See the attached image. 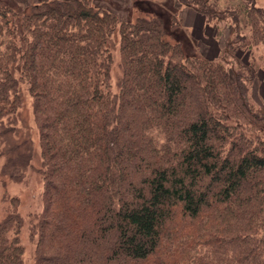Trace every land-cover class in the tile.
<instances>
[{
    "label": "trees",
    "instance_id": "obj_1",
    "mask_svg": "<svg viewBox=\"0 0 264 264\" xmlns=\"http://www.w3.org/2000/svg\"><path fill=\"white\" fill-rule=\"evenodd\" d=\"M177 2L218 35L228 24L217 59L184 53L175 11L136 4L125 21L91 0H0V142L20 82L39 138L35 264H264V107L235 56L264 46V8ZM31 156L27 139L7 144L0 179ZM22 224L15 209L0 221V264H23Z\"/></svg>",
    "mask_w": 264,
    "mask_h": 264
},
{
    "label": "rangeland",
    "instance_id": "obj_2",
    "mask_svg": "<svg viewBox=\"0 0 264 264\" xmlns=\"http://www.w3.org/2000/svg\"><path fill=\"white\" fill-rule=\"evenodd\" d=\"M20 4H28L36 0H17ZM96 7L103 8L116 14L119 20H133L137 14L135 5H143L148 9L153 6L160 9L165 14L175 11V16L179 20L180 30L175 32V40L181 43L185 54L200 53L207 56V59H217L222 52L228 30V24L219 25L222 28L221 34H217V27L206 22L205 18L193 9L179 5L177 0H91ZM147 2V3H146ZM256 4L264 8V0H255ZM148 6H147V5ZM142 8V6H141ZM197 13L203 18L201 24L187 26L186 13ZM162 12V13H163ZM224 26V28H223ZM182 33H181V32ZM238 60L250 66L254 73L253 82L249 86L250 99L253 103L264 107V46L252 48L250 50H238L235 53ZM215 57V58H214ZM206 58V57H205ZM119 54L117 46L112 51V65L110 72V85L113 93L117 92V78L119 71ZM21 106L18 111V121L16 123L17 132L9 139L0 142V151L10 143L21 142L24 139L30 141L31 159L29 163L33 168H26L23 177L18 181L0 179V221L7 212L12 209L18 212L23 219L22 227L18 234L19 243L22 246L23 264H35L34 251L35 242L30 235V221L33 216L42 208L41 195L43 183L36 169L38 167L39 138L32 113V101L23 82L19 83ZM3 158H0L2 163ZM36 168V169H35ZM15 197L16 200L12 201ZM150 261L151 258L149 259Z\"/></svg>",
    "mask_w": 264,
    "mask_h": 264
},
{
    "label": "crops",
    "instance_id": "obj_3",
    "mask_svg": "<svg viewBox=\"0 0 264 264\" xmlns=\"http://www.w3.org/2000/svg\"><path fill=\"white\" fill-rule=\"evenodd\" d=\"M183 10V9H182ZM185 11V12H184ZM183 12L184 13H186V20H187V26H190L191 28H194V26L193 25H195V24H201V21H203L202 19L203 18H201V16L199 15V14H197V13H187L186 12V9H184L183 10ZM201 54V56H203V57H206L207 58V56L206 55H204V54H202V53H200ZM215 58V57H214ZM210 59V58H209ZM211 60H213V59H211Z\"/></svg>",
    "mask_w": 264,
    "mask_h": 264
}]
</instances>
